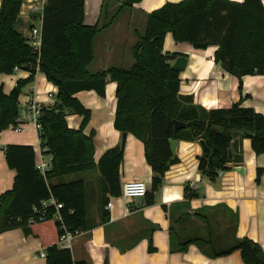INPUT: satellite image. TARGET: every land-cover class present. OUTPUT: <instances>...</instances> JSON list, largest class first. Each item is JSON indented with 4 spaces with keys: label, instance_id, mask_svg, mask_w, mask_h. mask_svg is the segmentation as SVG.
I'll use <instances>...</instances> for the list:
<instances>
[{
    "label": "trees",
    "instance_id": "obj_1",
    "mask_svg": "<svg viewBox=\"0 0 264 264\" xmlns=\"http://www.w3.org/2000/svg\"><path fill=\"white\" fill-rule=\"evenodd\" d=\"M138 1L141 0H117L121 3L117 12ZM22 3L23 0H1L0 74H12L18 66L30 75L18 80L9 93L0 82V132L17 123L23 88L38 71L43 72L58 87L54 104L42 106L39 117L41 149L51 158V166L44 174L36 168L37 156L32 145L4 147L7 163L16 176L13 187L0 195V234L22 228L26 234L38 236L46 246L47 264H83L73 259L70 248L59 244L66 231L89 227L85 181L66 177L99 170L103 222L109 217V196L122 192L120 169L125 148L121 143L95 161V133L84 132L91 110L76 96L79 91L95 90L105 96L107 77L116 82L114 126L143 142L146 159L154 172L151 189L144 196L149 205L154 203L166 172L178 161L172 140H200L198 169L210 181L230 170L232 163L243 161L244 139L251 140L257 154L264 153V114L243 106L241 101L228 108L207 109L195 103L192 96L182 95L180 71L172 64L179 53L164 52L169 32L176 41L189 42L198 49L216 45L215 61L239 78L241 88L243 76L264 75L262 0L168 2L147 13L144 32L137 34L131 49V66L113 65L96 72L89 69L95 57V38L115 16L90 25L85 23V0H47L42 15V42L37 49L15 27ZM106 7L105 2L103 11L109 14ZM69 114L83 116L79 128L69 126ZM174 119L186 126L177 128ZM263 173L264 167L257 169L258 182ZM198 197L192 186L185 188L187 200ZM48 200L62 207L44 205ZM57 213L60 219L55 218ZM211 217L204 210L193 214L185 210L180 214L172 212V246L185 251L195 243L211 257L238 250L245 264H264L261 244L237 236L236 216L228 229H220V222L216 227ZM197 219L205 222L202 230Z\"/></svg>",
    "mask_w": 264,
    "mask_h": 264
},
{
    "label": "crops",
    "instance_id": "obj_2",
    "mask_svg": "<svg viewBox=\"0 0 264 264\" xmlns=\"http://www.w3.org/2000/svg\"><path fill=\"white\" fill-rule=\"evenodd\" d=\"M47 0H23L16 29L27 38H32V28H42V15ZM181 0H141L131 7H123L117 0H85V23L109 21L110 25L95 38L96 72L110 66L130 64L128 48L137 41V34L143 33L147 13L168 2ZM243 1V0H233ZM263 4H264V0ZM109 14L105 13L104 3ZM1 6V0H0ZM106 21V22H107ZM108 33L109 40H100ZM99 42V45L97 44ZM105 43V45L103 44ZM107 43V44H106ZM216 45L206 49L195 48L189 42L176 41L172 33H167L164 52H177L187 58V64L180 71V93L192 96L195 103L207 109L228 108L241 101L245 107H252L264 114V75H245L242 87L237 76L226 71L214 59ZM178 56V57H179ZM130 60V61H129ZM175 59L172 61V64ZM30 73L18 69L12 74L1 73L0 82L9 93L18 80L28 78ZM58 87L46 75L38 71L33 80L22 90L21 103L30 97L41 106L53 105ZM52 94V95H51ZM78 99L91 110V118L84 132L95 133V161L108 149L122 143L123 132L114 126L116 113V82L107 77L105 96L95 90L76 93ZM83 116L69 114L70 127L79 128ZM9 144L32 145L37 160L41 152L39 132L33 124H27L21 132L12 128L0 132V195L13 187L16 171L9 167L4 147ZM243 161L232 163V168L210 181L198 169V157L202 153L200 140H177L178 161L166 172L162 185L155 194L153 204H147L145 197L125 199L121 195L109 196L112 203L109 217L102 221L101 183L98 169L73 174L65 179L82 178L86 184L89 227L80 230L70 243L73 259L83 264H245L241 252L236 250L224 256L211 257L193 243L185 251L176 250L170 239L171 213L182 210L191 214L204 210L212 214V223L220 222V229H228L231 219L236 216V234L249 237L264 249V173L257 181V169L264 167V153L257 154L250 139L242 142ZM51 159L50 157H47ZM154 172L145 156L144 144L132 133H127L124 159L120 169L121 186L124 182L142 180L151 189ZM95 181L94 188L89 187ZM192 186L199 197L185 198V188ZM148 190V191H149ZM203 229L205 222L197 219ZM50 235L49 240H52ZM153 247V249H151ZM46 246L36 235L26 234L22 228L7 230L0 234V264H47ZM46 254V253H45Z\"/></svg>",
    "mask_w": 264,
    "mask_h": 264
},
{
    "label": "built area",
    "instance_id": "obj_3",
    "mask_svg": "<svg viewBox=\"0 0 264 264\" xmlns=\"http://www.w3.org/2000/svg\"><path fill=\"white\" fill-rule=\"evenodd\" d=\"M30 39H31V45L38 49L41 46V42H42L41 29L35 28V27L32 28V38ZM18 69L20 68L16 66L14 68V71H17ZM20 106H21L20 117L18 118L17 123L12 124L10 128H12L16 132H21L24 130L27 124H33L36 130L39 132L41 128L39 117L41 114L42 106L36 101H34L31 97L23 103L20 102ZM50 166H51L50 159H48L47 156H45L42 153V149H41L39 158L36 162V168L44 174L50 168ZM222 173L223 172H221V174ZM148 190H149V187H148L147 182L145 181H142V180L127 181L123 183L122 192L120 195L124 197L125 199L129 200V199H134L138 197H144L147 194ZM51 203L56 204L57 209L62 207V204L56 203L54 200L44 201L43 204L48 205ZM111 206H112V203L109 201L107 203V207L110 208ZM55 218L60 219L59 213L55 215ZM78 232L79 231H76V232L66 231L65 234H63L59 240L60 246L69 247L71 241L73 240V238L76 236ZM41 255L46 256L45 253H42Z\"/></svg>",
    "mask_w": 264,
    "mask_h": 264
},
{
    "label": "water",
    "instance_id": "obj_4",
    "mask_svg": "<svg viewBox=\"0 0 264 264\" xmlns=\"http://www.w3.org/2000/svg\"><path fill=\"white\" fill-rule=\"evenodd\" d=\"M186 64H187V58L185 56H179L175 59V62L173 63V68L178 71H183L186 67ZM174 123L177 128L186 126L185 122L176 119H174ZM126 138H127V132H123V138H122L123 148H125ZM176 146H177V140H172L171 147L174 153L176 152Z\"/></svg>",
    "mask_w": 264,
    "mask_h": 264
},
{
    "label": "rangeland",
    "instance_id": "obj_5",
    "mask_svg": "<svg viewBox=\"0 0 264 264\" xmlns=\"http://www.w3.org/2000/svg\"><path fill=\"white\" fill-rule=\"evenodd\" d=\"M100 38H101L100 40H102V41L109 40V41L111 42V39H113L114 37L111 38V37H109L108 33H106V34L102 35ZM97 44L99 45V42H98V41H97ZM103 44L105 45L104 42H103ZM106 44H107V43H106ZM127 56H128L129 59L131 60V63H133V62H134V59H133L132 51H131V48H130V47L128 48ZM130 60H129V61H130ZM115 64L117 65V63H115ZM121 65H123V66H125V67H129L130 64H121ZM94 66H95V68H96V62H94L93 65H91L90 69L94 68ZM75 176H76V179H78V176H79V175H74L73 177H75ZM95 185H96V184H95V181L92 180V182L90 183L89 187L92 186V188H94Z\"/></svg>",
    "mask_w": 264,
    "mask_h": 264
}]
</instances>
